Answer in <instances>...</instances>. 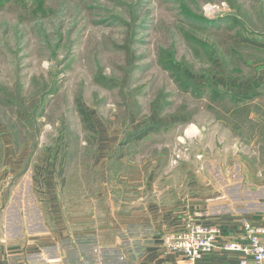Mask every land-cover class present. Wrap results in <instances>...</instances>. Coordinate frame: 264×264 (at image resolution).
<instances>
[{"label":"rangeland","instance_id":"obj_1","mask_svg":"<svg viewBox=\"0 0 264 264\" xmlns=\"http://www.w3.org/2000/svg\"><path fill=\"white\" fill-rule=\"evenodd\" d=\"M238 34L264 42V0H2L0 178L11 187L0 183V214L11 198L50 200L51 186L60 200H115L128 175H144L126 182L142 189L152 176L156 197L169 182L184 186L198 165L222 167L220 185L229 175L255 186L259 172L235 167L257 171L264 160V55L223 50ZM235 97L252 106L240 124L228 113Z\"/></svg>","mask_w":264,"mask_h":264},{"label":"crops","instance_id":"obj_2","mask_svg":"<svg viewBox=\"0 0 264 264\" xmlns=\"http://www.w3.org/2000/svg\"><path fill=\"white\" fill-rule=\"evenodd\" d=\"M188 131L192 134L189 129L185 137ZM260 163L257 171L238 162L235 167L240 173L259 172L256 187H242L247 179L240 178L236 184L229 175L221 178L225 182L220 185L217 170L222 167L198 165L184 186L177 188L179 181L169 182L156 197L152 176H145L148 182L142 189L144 175H128L119 178L124 187H114L115 200H60L52 186L50 200L11 198L6 200V212L0 214V264H183L166 253L163 239L190 220L219 226L224 240L246 245L241 220L257 223L264 219V160ZM141 178L142 182L126 186ZM5 179L0 178L1 187L8 190L11 186ZM17 179L14 184L20 188L23 177ZM142 193L147 200L140 199ZM240 257L239 252L218 247L198 264H239Z\"/></svg>","mask_w":264,"mask_h":264},{"label":"built area","instance_id":"obj_3","mask_svg":"<svg viewBox=\"0 0 264 264\" xmlns=\"http://www.w3.org/2000/svg\"><path fill=\"white\" fill-rule=\"evenodd\" d=\"M241 229L246 245L224 240L219 226H204L190 220L179 229L167 233L163 246L166 253L177 256L183 264H198L218 247L239 252V264H264V219L257 223L242 219Z\"/></svg>","mask_w":264,"mask_h":264},{"label":"trees","instance_id":"obj_4","mask_svg":"<svg viewBox=\"0 0 264 264\" xmlns=\"http://www.w3.org/2000/svg\"><path fill=\"white\" fill-rule=\"evenodd\" d=\"M2 0H0L1 2ZM181 1V0H180ZM181 5L184 7H181L182 10L184 11H188L187 9V4L186 2H182ZM28 7V6H27ZM187 17H189L191 20L197 22V23H201L203 24L202 22H209L210 24H217L216 21H208L206 18L204 17H196V16H192V15H188ZM231 20H234V18H231ZM200 21V22H199ZM222 22V20L218 21V23L220 24ZM190 37V36H189ZM233 40H232V43H221V47L223 50H225L226 52H231L234 49H237L238 47L240 46H244V48L246 49H253V50H256L258 52H260L262 55H264V42H260L256 39H250V38H246L244 37L243 35H234V37H232ZM224 47H227V48H224ZM259 63H261L262 66H264V60L259 58ZM177 68V66H176ZM190 80V79H189ZM219 95L222 97V92H217L214 90V93H213V97L211 99V101L213 103H218L219 101ZM226 95V94H225ZM258 94H255L254 96H248L247 98L251 99V101L253 100H257L259 97L257 96ZM246 97V96H245ZM241 98V97H235L234 100H236V104L233 105L230 110H228V113L232 114L234 119H235V123L236 124H240L243 123V120H242V117L245 119V122L247 121L248 118H250V114L252 115V106L251 104H249V102L247 101V98ZM244 102V103H243ZM247 103V105L245 106H242L243 104ZM250 105V106H248ZM76 109H77V112L79 114V116L81 117L84 125L86 126V128L91 131V132H95V124H94V119L92 118V115L91 113L85 108L83 102L81 101H78L76 102ZM252 112V113H251ZM258 115H261L264 116V113L263 112H259L257 113ZM151 128L148 127V128H145V129H142V130H139L138 133H137V137L138 139L137 140H141L143 139L145 136L149 135L150 133ZM253 139H256V136H251ZM132 140V139H131ZM51 158V155L49 154L47 157H44V161L45 163H47V161H49ZM47 167V166H46ZM37 169H43V168H37ZM45 170H47V168H44L43 171L45 172ZM38 172V170H37ZM45 173H41L39 174V176L43 177ZM37 176L34 177V180H36Z\"/></svg>","mask_w":264,"mask_h":264}]
</instances>
